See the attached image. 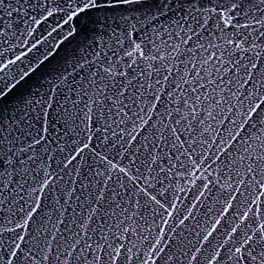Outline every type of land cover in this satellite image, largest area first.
<instances>
[{"label":"snow or ice","instance_id":"snow-or-ice-1","mask_svg":"<svg viewBox=\"0 0 264 264\" xmlns=\"http://www.w3.org/2000/svg\"><path fill=\"white\" fill-rule=\"evenodd\" d=\"M0 264H264V0H0Z\"/></svg>","mask_w":264,"mask_h":264}]
</instances>
